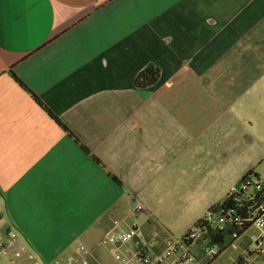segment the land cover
I'll use <instances>...</instances> for the list:
<instances>
[{
	"label": "crops",
	"instance_id": "0c3cea01",
	"mask_svg": "<svg viewBox=\"0 0 264 264\" xmlns=\"http://www.w3.org/2000/svg\"><path fill=\"white\" fill-rule=\"evenodd\" d=\"M263 40L264 0H0V245L15 237L14 263L105 264L96 245L114 228L137 227L161 252L167 241L150 217L166 190L181 198L177 174L195 150L187 141L211 102L201 93L239 74L242 48ZM177 58L194 65L181 72ZM148 64L160 80L138 88ZM191 182L186 201L219 183ZM137 203L147 229H121ZM133 246L112 247L113 260Z\"/></svg>",
	"mask_w": 264,
	"mask_h": 264
},
{
	"label": "rangeland",
	"instance_id": "374dc122",
	"mask_svg": "<svg viewBox=\"0 0 264 264\" xmlns=\"http://www.w3.org/2000/svg\"><path fill=\"white\" fill-rule=\"evenodd\" d=\"M248 46L242 48L244 53L238 58L237 65L241 68L239 74L233 73L228 76L225 84L223 82L214 89L209 87L201 93L211 102L207 108L198 109L197 117L205 115L204 109L207 116L202 123L196 118V135L187 141V146L195 150L190 155V163L182 160L177 174L178 181H181V198H167L172 192L166 190L159 212L150 217L152 232L158 233L167 242L180 240L198 219L206 215L213 204L239 186L242 177L249 170L254 169L264 179V40L256 42V45L248 43ZM177 61L181 65V72L185 66L191 68L194 65L190 58H177ZM211 99H214L216 106L212 105ZM191 181L219 183H210L205 196L186 201L183 198L184 191L189 187L193 188ZM145 216L143 213L133 212L132 216L125 218L120 228L123 229L124 225L130 227L135 221L144 224ZM144 225L145 227H140L141 230L147 229L148 225ZM261 235H264L262 230L252 226L220 254L214 264H236L239 256L251 248ZM10 239L6 254L0 253V258L17 262L19 253L13 242L15 237ZM105 240L106 235L99 237L97 251L101 254L100 261L110 264L113 261V246L105 243ZM76 260L77 258L61 259L56 264H73ZM249 260L251 261L250 258ZM253 262L263 264L259 260Z\"/></svg>",
	"mask_w": 264,
	"mask_h": 264
},
{
	"label": "trees",
	"instance_id": "16d2710c",
	"mask_svg": "<svg viewBox=\"0 0 264 264\" xmlns=\"http://www.w3.org/2000/svg\"><path fill=\"white\" fill-rule=\"evenodd\" d=\"M12 77L19 86L24 89L34 99V101L64 130L69 136L78 141L83 149L90 153L89 149L82 144L78 137L70 130L66 124L59 119L14 72L11 71ZM161 77L160 68L153 64H148L136 76L135 85L138 88H150L157 84ZM94 160L101 164L99 159L92 155ZM109 176L119 186L122 187V181L108 172ZM255 178L262 180L261 176L254 169L249 170L239 182V186L232 192L228 193L225 198L216 202L206 212V215L198 219L192 228L188 229L181 237L180 241L193 246L195 250L203 253L204 248H210L214 252L211 260H216L220 254L227 250L239 237L244 235L248 229L253 226V219L258 213L260 207L264 204V181H258L261 184L259 189L249 191L242 188V184L247 179ZM256 186V185H255ZM214 219L215 222H211ZM222 221L223 228L217 223ZM217 222V223H216ZM195 234V238L191 235ZM154 252L160 253L156 247ZM243 254H241L236 264H241Z\"/></svg>",
	"mask_w": 264,
	"mask_h": 264
},
{
	"label": "built area",
	"instance_id": "2783aa9c",
	"mask_svg": "<svg viewBox=\"0 0 264 264\" xmlns=\"http://www.w3.org/2000/svg\"><path fill=\"white\" fill-rule=\"evenodd\" d=\"M258 181H264V179H247L246 182L242 184V188L248 189L249 191L255 190V188L259 189L261 184ZM133 212L139 214L147 211L143 205L137 203L134 206ZM210 221L215 222L214 219H210ZM217 224L223 228L222 221ZM254 226L258 227L264 233V204L260 207L258 213L253 219V227ZM195 237V234L191 235V238ZM104 242L109 243L115 248L127 245L128 243H133L134 245L133 250L129 254L115 252L112 264H214L215 262V260H211L214 252L212 249L206 247L202 253L198 250H194L193 246H189L180 240L168 241L165 248L160 253H156L153 250L155 243L145 242L142 231L137 227H133L129 230L114 228L109 234H107ZM0 251L2 254H6V249H4L3 245H0ZM242 254L243 259L241 264H254L255 262L253 261L255 260H259L264 264V235H261L254 242L253 246L248 248L247 251ZM8 264L16 263H14L13 260H10ZM73 264L92 263L84 258Z\"/></svg>",
	"mask_w": 264,
	"mask_h": 264
}]
</instances>
